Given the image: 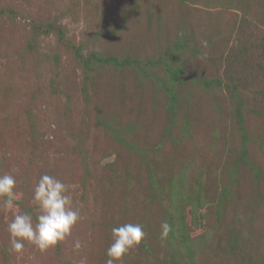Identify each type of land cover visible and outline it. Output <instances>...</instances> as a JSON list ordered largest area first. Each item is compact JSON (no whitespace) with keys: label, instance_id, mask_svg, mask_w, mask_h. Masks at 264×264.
I'll use <instances>...</instances> for the list:
<instances>
[{"label":"rangeland","instance_id":"rangeland-1","mask_svg":"<svg viewBox=\"0 0 264 264\" xmlns=\"http://www.w3.org/2000/svg\"><path fill=\"white\" fill-rule=\"evenodd\" d=\"M5 173L0 264H106L126 223L147 235L114 264H264V0H0ZM44 174L86 218L16 253Z\"/></svg>","mask_w":264,"mask_h":264},{"label":"clouds","instance_id":"clouds-1","mask_svg":"<svg viewBox=\"0 0 264 264\" xmlns=\"http://www.w3.org/2000/svg\"><path fill=\"white\" fill-rule=\"evenodd\" d=\"M207 47L208 42L202 41ZM115 154L100 161L101 166L115 162ZM18 172V169H13ZM19 195L16 191V179L5 173L0 175V206L5 211L14 210ZM34 203L38 206L39 214L33 222L31 213L13 212L14 218L8 224L11 237V251L20 253L24 249V242L36 246L41 252L56 247L72 235L73 228L86 217L79 208H74L69 186L62 181L44 174L34 187ZM161 239L168 236L171 226L167 221L161 224ZM113 243L107 249L106 264L123 261V258L138 248L146 238V232L140 224L126 223L112 229ZM75 247H81L77 241ZM80 264H86L82 259Z\"/></svg>","mask_w":264,"mask_h":264}]
</instances>
